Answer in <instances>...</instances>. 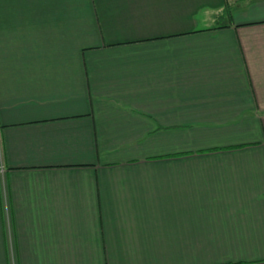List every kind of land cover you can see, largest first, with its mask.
I'll list each match as a JSON object with an SVG mask.
<instances>
[{
  "label": "crops",
  "instance_id": "1",
  "mask_svg": "<svg viewBox=\"0 0 264 264\" xmlns=\"http://www.w3.org/2000/svg\"><path fill=\"white\" fill-rule=\"evenodd\" d=\"M0 264H264V0H0Z\"/></svg>",
  "mask_w": 264,
  "mask_h": 264
}]
</instances>
